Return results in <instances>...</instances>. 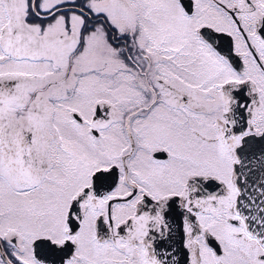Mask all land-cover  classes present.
<instances>
[{"label": "snow or ice", "instance_id": "obj_1", "mask_svg": "<svg viewBox=\"0 0 264 264\" xmlns=\"http://www.w3.org/2000/svg\"><path fill=\"white\" fill-rule=\"evenodd\" d=\"M0 264H264V0H0Z\"/></svg>", "mask_w": 264, "mask_h": 264}]
</instances>
